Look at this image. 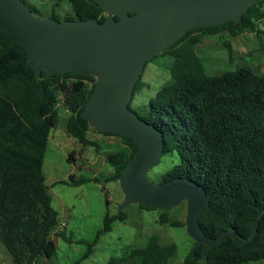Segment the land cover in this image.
Segmentation results:
<instances>
[{
  "label": "trees",
  "instance_id": "16d2710c",
  "mask_svg": "<svg viewBox=\"0 0 264 264\" xmlns=\"http://www.w3.org/2000/svg\"><path fill=\"white\" fill-rule=\"evenodd\" d=\"M23 1L27 5L28 0ZM68 2L75 17L66 16L64 21L106 20V12L94 0ZM51 17L59 18L54 13ZM261 24L264 2L249 8L240 23L229 21L188 31L162 52L174 58L171 79L149 100L147 110L138 114L161 132L163 155H178V162L162 175V182L188 178L201 185L211 197L209 207L199 217L202 230L211 239L226 231L239 239L227 236L221 245L197 246L188 253L185 264H249L264 260V75L247 66L209 75L195 51L207 37L223 33L230 39L255 33L260 39L264 34ZM141 80L142 75L133 98L141 88ZM95 84L94 77L72 72L49 76L43 71L37 79L26 48L0 27V241L12 264H57V245L52 236L64 235L56 231L59 213L48 194L45 154L50 133L59 122L61 105L70 112L67 135L84 147H96L88 137L92 127L83 117ZM98 133L118 137L129 152L106 157L113 173L92 178L71 175L70 184L94 182L105 187L118 182L134 156L137 145L129 137ZM72 156L74 153L69 161ZM124 221L123 212L111 214L107 210L103 228L77 264L90 256L99 238L111 231L114 223ZM159 222L185 227L184 222L172 221L166 213L160 215ZM253 232L254 239L248 243ZM176 254L175 244L163 246L154 235L145 245L107 264H168Z\"/></svg>",
  "mask_w": 264,
  "mask_h": 264
},
{
  "label": "water",
  "instance_id": "95a60500",
  "mask_svg": "<svg viewBox=\"0 0 264 264\" xmlns=\"http://www.w3.org/2000/svg\"><path fill=\"white\" fill-rule=\"evenodd\" d=\"M94 1L106 12L104 22H60L33 14L23 0H0V27L26 48L37 79L43 71L49 76L72 72L96 79L84 119L98 132L129 137L137 145L118 178L123 193L118 214L133 204L170 210L186 203L184 223L194 248L221 245L227 236L239 241L231 231L211 239L202 230L199 217L209 207L211 197L201 185L188 178L160 184L148 179L149 171L164 154V139L128 105L152 58L194 28L240 23L249 8L264 0ZM254 236L255 232L248 243Z\"/></svg>",
  "mask_w": 264,
  "mask_h": 264
},
{
  "label": "rangeland",
  "instance_id": "374dc122",
  "mask_svg": "<svg viewBox=\"0 0 264 264\" xmlns=\"http://www.w3.org/2000/svg\"><path fill=\"white\" fill-rule=\"evenodd\" d=\"M27 7L33 14L42 18L51 17L54 13L60 22H63L66 16L75 17L68 0H28ZM260 28L264 30V24H261ZM195 51L209 75H221L242 66L250 67L255 73L264 75V34L260 39L255 33H244L236 39H230L223 33L207 37L196 45ZM173 60L170 54H160L146 65L141 88L131 102V109L135 113L142 115L147 110L149 100L170 81ZM61 107L62 105L59 108L58 125L49 136L43 170L52 205L59 213L56 231L63 232L64 235L52 236L57 245L54 261L57 264H77L103 228L107 210L111 214H118L123 193L119 182L107 183L105 187L94 182L74 186L69 183V176L92 178L109 175L114 169L106 162V157L123 151L116 145L110 146L99 140L102 135L93 127L88 137L96 142V147H84L69 137L66 124L70 112ZM71 153H74L71 158L73 161L68 160ZM177 162L176 153L163 155L159 164L149 171L148 179L160 184L162 175ZM107 200L110 202L109 206ZM160 210L142 209L137 204L129 206L123 211L125 221L114 223L112 230L99 238L90 256L78 264H107L112 258H122L130 249L145 245L148 238L154 235L159 237L163 246H177V254L168 264H185L186 256L194 248V241L188 235L186 227L162 224L159 217L166 213L172 221L185 222L186 203L170 210ZM0 264H12V258L1 241ZM199 264L205 263L203 261ZM249 264H264V260Z\"/></svg>",
  "mask_w": 264,
  "mask_h": 264
},
{
  "label": "crops",
  "instance_id": "0c3cea01",
  "mask_svg": "<svg viewBox=\"0 0 264 264\" xmlns=\"http://www.w3.org/2000/svg\"><path fill=\"white\" fill-rule=\"evenodd\" d=\"M99 135H101V134H99ZM98 139L101 140L102 142L110 145V146L116 145L118 149H121L122 148L121 151H123V152H129V148L126 145H124L118 137L102 135V137L101 138H98ZM74 161H75V159H74Z\"/></svg>",
  "mask_w": 264,
  "mask_h": 264
},
{
  "label": "built area",
  "instance_id": "2783aa9c",
  "mask_svg": "<svg viewBox=\"0 0 264 264\" xmlns=\"http://www.w3.org/2000/svg\"><path fill=\"white\" fill-rule=\"evenodd\" d=\"M64 226V225H63Z\"/></svg>",
  "mask_w": 264,
  "mask_h": 264
}]
</instances>
